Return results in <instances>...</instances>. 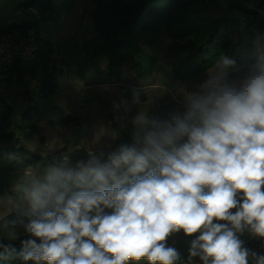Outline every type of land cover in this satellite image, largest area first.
Returning a JSON list of instances; mask_svg holds the SVG:
<instances>
[{
    "label": "clouds",
    "instance_id": "obj_1",
    "mask_svg": "<svg viewBox=\"0 0 264 264\" xmlns=\"http://www.w3.org/2000/svg\"><path fill=\"white\" fill-rule=\"evenodd\" d=\"M253 56L237 65L220 55L182 112L162 119L141 109L131 145L90 146L85 158L25 169L0 203L28 210L0 228L15 240L22 227L28 238L19 252L0 241V262L176 264L167 240L182 231L195 236L188 264H264L240 238L264 241V43ZM140 96L132 89L114 110L129 112ZM0 158L16 159L3 146Z\"/></svg>",
    "mask_w": 264,
    "mask_h": 264
},
{
    "label": "trees",
    "instance_id": "obj_2",
    "mask_svg": "<svg viewBox=\"0 0 264 264\" xmlns=\"http://www.w3.org/2000/svg\"><path fill=\"white\" fill-rule=\"evenodd\" d=\"M81 0H19L17 8L35 11V19L13 21L0 25V34L10 29H24L35 26L41 46V65L23 68L15 65L7 71H0L3 78H14L17 87L22 89L24 109L20 114L17 130L11 129L12 114L16 111L11 99L0 98L2 116L0 118V142L5 141L4 149L14 154L16 159L0 158V195L13 193L8 180L18 168L30 166L39 170L48 166L52 158L42 156L21 144V137L28 136L37 129L41 121L47 120L58 125L67 124L75 117L65 116L53 120L52 114L58 108V72L49 68L56 52L51 37L61 29L65 15L72 13ZM87 1V0H85ZM91 8L88 13L93 20V32L83 42L85 56L95 60L107 57L108 63L103 82H119L124 66L129 64L135 78H151L162 64V56L154 49L152 39L165 31L171 39L168 56L181 54V59L172 70L176 81H190L204 72L222 54L232 58L237 65L254 59L253 52L258 34L264 36V0H256L257 6L249 8L237 0H229L221 15H205V11L223 7V0H88ZM256 4V3H255ZM48 33L45 40L39 38L41 31ZM158 46V45H157ZM153 49V50H152ZM62 71V70H61ZM116 139L108 150L119 144L133 143L135 126L126 127L114 122ZM9 130V129H8ZM67 150V149H66ZM72 159L85 158L86 150L80 148L69 152ZM25 211H14L0 220H15L23 217ZM17 239L9 240L0 228V241L10 245L17 252L21 241L28 238L22 227H17ZM39 243V241H37ZM3 251V249H0ZM0 264H25L17 259ZM27 264H34L29 261Z\"/></svg>",
    "mask_w": 264,
    "mask_h": 264
},
{
    "label": "rangeland",
    "instance_id": "obj_3",
    "mask_svg": "<svg viewBox=\"0 0 264 264\" xmlns=\"http://www.w3.org/2000/svg\"><path fill=\"white\" fill-rule=\"evenodd\" d=\"M18 1L0 0V25L13 21L21 22L30 18L35 19L33 8L27 11L19 9L17 8ZM237 1L249 8L257 6L256 0ZM223 2V7L213 8L205 11L204 14L221 15L229 0H223ZM91 6L88 0H81L72 13L65 15V18L61 21V29L51 37L56 56L50 63L59 62L67 66L65 72L57 70L59 75L58 108L51 118L55 121L65 116L75 117V119L63 125L47 120L41 121L38 128L33 129L31 134L21 137V144L26 148L42 156L52 158L53 161L50 164L56 162L62 155H69V152H73L75 149L82 148L86 150L92 146L108 150L116 139L113 123L121 124L118 117H125L127 125L131 123L132 118L141 109H146L150 116L156 115L162 119H167L169 114L173 112H182L184 110L185 94L195 90V86L207 78V71L186 82L176 81L172 78V70L182 55L168 56L171 39L165 31H162L152 39L154 49L163 59L161 66L151 78L147 80L135 78L130 65L126 64L119 82L111 84L103 82L108 63L107 57L100 56L95 60H89L86 58L82 47L84 40L93 32V20L88 13ZM261 12L264 15V11L261 10ZM29 28H35L37 35L36 27L29 26L24 29L5 31L0 34V38L11 31ZM47 35L48 33L42 30L39 38L45 40ZM257 42L264 43L262 34H258ZM49 68L54 67L49 66ZM3 77V74H0V98L11 99L16 109L11 116L13 121L9 124L10 127L7 131L17 130L16 125L25 104L21 96L22 89L17 87L14 78L7 80ZM134 88L141 90V103L132 105L131 110L127 113H125L123 107L114 110V103L131 99L132 89ZM2 111L0 104V118ZM5 145V141L0 142V146H3V148ZM18 168L20 167L18 166ZM18 168L8 180L11 189L23 175L24 171ZM29 168L39 170L40 164L37 167L30 166ZM12 195L14 193L6 196L0 195V201H4ZM27 210V204H22L19 209H12L10 206L0 203V220L14 211L27 212ZM194 238L195 236H185L182 231L168 238L167 246L176 248L180 253L181 258L176 264H188V248L190 241ZM130 264H134V262H130ZM139 264H146V262L141 261ZM193 264H201L198 257L194 258Z\"/></svg>",
    "mask_w": 264,
    "mask_h": 264
},
{
    "label": "built area",
    "instance_id": "obj_4",
    "mask_svg": "<svg viewBox=\"0 0 264 264\" xmlns=\"http://www.w3.org/2000/svg\"><path fill=\"white\" fill-rule=\"evenodd\" d=\"M43 57L35 28L14 30L0 38V71L12 69L16 64L23 68L41 65ZM57 70L66 71L64 63L49 62ZM264 248V241H262Z\"/></svg>",
    "mask_w": 264,
    "mask_h": 264
},
{
    "label": "crops",
    "instance_id": "obj_5",
    "mask_svg": "<svg viewBox=\"0 0 264 264\" xmlns=\"http://www.w3.org/2000/svg\"><path fill=\"white\" fill-rule=\"evenodd\" d=\"M1 133H3V131H0V134ZM16 171L17 169L14 171V173ZM240 238L245 242V247L255 251L258 255H264V248H262V240L260 238L252 237L247 232L241 235ZM201 264H202V261H201ZM249 264H255V261L251 257H249Z\"/></svg>",
    "mask_w": 264,
    "mask_h": 264
}]
</instances>
